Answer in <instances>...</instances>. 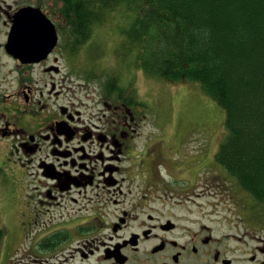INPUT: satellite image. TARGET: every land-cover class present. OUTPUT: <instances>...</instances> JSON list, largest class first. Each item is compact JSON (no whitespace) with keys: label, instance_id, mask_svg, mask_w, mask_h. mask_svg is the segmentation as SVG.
I'll return each mask as SVG.
<instances>
[{"label":"flooded vegetation","instance_id":"1","mask_svg":"<svg viewBox=\"0 0 264 264\" xmlns=\"http://www.w3.org/2000/svg\"><path fill=\"white\" fill-rule=\"evenodd\" d=\"M71 18L63 0H0V207L18 190L13 218L0 210V264H264L263 229L234 233L191 210L233 192L215 153L175 166L163 126L143 131L118 76H77Z\"/></svg>","mask_w":264,"mask_h":264},{"label":"trees","instance_id":"2","mask_svg":"<svg viewBox=\"0 0 264 264\" xmlns=\"http://www.w3.org/2000/svg\"><path fill=\"white\" fill-rule=\"evenodd\" d=\"M63 1L76 17L72 58L97 29L106 32L104 43L86 51V78L108 83L134 67L162 83L194 86L221 108L225 136L214 159L255 202V222L264 223L254 208L264 206V0ZM116 12L123 23L111 32L105 24ZM109 43L121 68L99 61ZM3 236L0 228V249Z\"/></svg>","mask_w":264,"mask_h":264},{"label":"rangeland","instance_id":"3","mask_svg":"<svg viewBox=\"0 0 264 264\" xmlns=\"http://www.w3.org/2000/svg\"><path fill=\"white\" fill-rule=\"evenodd\" d=\"M118 16L116 12L115 15L110 17L105 24L107 26L106 29L111 32L117 30V24L121 21ZM105 36L106 32L104 29H97L92 41L84 45L83 50L73 60L74 63L81 64L82 66L86 64L88 62L86 51L89 48H93L91 49L92 51L95 50L94 46H96V43H104L106 41ZM110 44L104 45L107 51L104 53L103 59L99 61L104 62V65L108 64L109 67L116 65L117 68H121L119 67L121 62L118 66L117 59L113 58V55L110 54L111 50L109 48H112ZM84 71V68L80 70L75 69V73L79 78H84ZM120 73L123 78L129 80V86L132 89L130 92L134 93V100L142 101L145 104L144 107L141 103L138 104V108H142L144 110L143 114L145 115L143 120L145 128L143 131L150 133L151 130L158 136L161 134L160 126L163 125L162 130L166 135L164 141L172 146L174 151L179 152L168 151L167 153V157L171 159V162L175 166L181 167L180 164L184 160L187 162L185 166L189 167L192 165V161L197 162L206 153H209V159L211 161L217 145L222 142L225 136V128H223L225 117L221 108L214 101L204 96L198 89L193 88L194 86L162 83L153 78H147L140 70H136L134 67L121 68ZM75 79L79 80L77 77ZM144 132L143 135H145ZM177 155L178 159H174ZM199 169L200 167L197 165L193 169V172L198 173ZM201 169L204 168L202 167ZM204 172L202 170L195 177L198 183L196 192L199 194L203 188V180L206 174H208L207 171ZM224 190L223 188L221 191H213L212 195L198 196L196 198L197 205H192L191 210L198 212L199 215H205L207 220L209 219L216 223L220 222V225L231 226V232L241 233L246 228L250 230L251 228L246 226L247 223L250 224L249 219L247 223L245 221L240 224L234 223L233 220H239L243 216L244 213L241 212L244 206L249 209L250 206L256 205L255 202L248 199L242 192L234 196L229 191L225 194L223 192ZM17 193L18 190L15 189L13 191L11 189H5L3 191V207H0V210L10 218H13L14 215L13 212L11 214L8 210L13 206L12 203H14V197ZM237 208L238 211L236 210ZM254 208L264 216V206H258L257 208L255 206ZM220 219L227 220L222 222ZM237 226L238 229H236ZM263 227L264 225L262 227L259 226V228Z\"/></svg>","mask_w":264,"mask_h":264},{"label":"water","instance_id":"4","mask_svg":"<svg viewBox=\"0 0 264 264\" xmlns=\"http://www.w3.org/2000/svg\"><path fill=\"white\" fill-rule=\"evenodd\" d=\"M27 12V15L28 14H31L30 12H29V9L26 11ZM31 12H33V11H31ZM36 12H38V11H36ZM35 12V13H36ZM38 14V13H37ZM24 15V12L22 11L21 13H20V17H22ZM32 18H33V16H32ZM38 18V17H37ZM40 20H43V18H40ZM34 23H36V24H34L33 26H31V28L32 29H34L30 34H31V36H32V38H33V40H35V41H37V42H39V40L43 37V33L40 31V30H38L37 29V25L39 26L40 25V23H38V22H34ZM23 21H22V19H20V18H17V21L15 22V26H14V30H16V32H18V30L17 29H19V27H23ZM41 26V25H40ZM14 36H15V33H14ZM53 39H54V33H53ZM54 41V40H53ZM40 57L41 56H34V58L35 59H40Z\"/></svg>","mask_w":264,"mask_h":264}]
</instances>
